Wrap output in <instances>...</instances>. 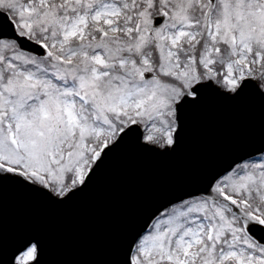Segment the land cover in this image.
Wrapping results in <instances>:
<instances>
[{"label": "snow or ice", "instance_id": "snow-or-ice-1", "mask_svg": "<svg viewBox=\"0 0 264 264\" xmlns=\"http://www.w3.org/2000/svg\"><path fill=\"white\" fill-rule=\"evenodd\" d=\"M0 264H264V0H0Z\"/></svg>", "mask_w": 264, "mask_h": 264}]
</instances>
